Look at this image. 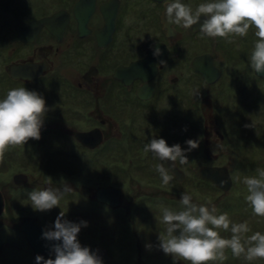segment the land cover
Wrapping results in <instances>:
<instances>
[{"label":"flooded vegetation","instance_id":"obj_1","mask_svg":"<svg viewBox=\"0 0 264 264\" xmlns=\"http://www.w3.org/2000/svg\"><path fill=\"white\" fill-rule=\"evenodd\" d=\"M182 2L195 11L204 0ZM165 4L166 0H0V99L18 87L39 93L49 109L39 148L48 141L50 146L60 144L61 148L69 143L74 149L68 161L58 158L63 152L57 150L51 158L43 152L39 162L66 163L71 172L79 173L83 167L78 165L86 164L95 152L101 151L109 160L111 148L117 145L123 160L124 166L118 169L120 185L94 188L70 184L73 200L86 203L71 208L75 215H64L70 222H92L94 203L108 209L123 205L125 180L137 179L132 176V167L125 166L127 159L130 166L142 164L145 175L150 172L151 177H161L156 166L163 161L144 151L152 138L185 148L187 140L196 139L204 158L200 169L224 166L217 165L220 157L210 149L215 140L223 143L228 139L218 118L220 101L222 114H236L247 128L256 116L264 120V75L256 74L248 64L257 39L255 29H250L246 37H233V43L223 38H201L204 17L188 29L182 24L170 25ZM106 16L108 20L116 16L112 29ZM157 47L159 56L154 55ZM202 56H206L205 61L193 63ZM226 88L236 92H215ZM247 90L250 93H245ZM237 97L242 99L240 110L232 103ZM190 116L197 118L195 126L190 124ZM116 137L117 142L113 140ZM19 148L11 150L10 159L0 156V164L28 163V157L19 158ZM176 165L183 180L169 171L172 179H188L186 169L179 162ZM200 169L198 176L206 181ZM17 175H23L21 183L16 181ZM40 180L21 172L12 175L10 182L0 181L4 200L0 245L9 249V259H0L1 264H36L37 255L45 260L55 258L52 247L61 242L43 239L42 234L54 228L58 215L45 211L16 214L19 199L13 192L52 185ZM100 188L118 189L119 204L99 201L96 192ZM216 188L223 194L231 191ZM138 198L154 199L157 195L149 191L141 194L140 189L132 203ZM135 239L140 250L137 263L142 264V247ZM80 244L99 255L104 264L112 262L107 248Z\"/></svg>","mask_w":264,"mask_h":264},{"label":"rangeland","instance_id":"obj_2","mask_svg":"<svg viewBox=\"0 0 264 264\" xmlns=\"http://www.w3.org/2000/svg\"><path fill=\"white\" fill-rule=\"evenodd\" d=\"M236 76L240 77L239 74ZM238 86L241 85L239 84ZM220 91H224V93L236 92V90L232 91L230 88L224 90L217 89L215 92ZM245 93L248 94L250 91L247 90ZM241 102L242 99L238 97L232 100V103L237 104V110H240ZM220 108L221 101L219 106L217 105L218 118L220 119L222 133L227 135L228 139L223 143L219 142V139L215 140V142L211 143L210 149L213 154L220 157L216 160L217 165H224L230 168L233 185L228 194L221 193L214 184L199 178L198 172L202 162H204L200 148L186 152L189 162L184 165L180 164L189 173L188 179L183 182L172 179L168 185L162 183L161 177L149 176L150 172L145 175L143 169L141 170L143 167L142 164L130 166L127 159L125 166L127 168L132 167V176L137 179L125 180L123 187L126 196L124 197L123 205L116 209H108L94 203L93 221L88 222L87 227L81 228L78 234L79 242L107 248L113 257L110 264H136L138 254H140V250L136 246L135 237H137L142 247V260L140 263L174 264L173 258L166 255L158 247L159 232L164 231L166 227L160 223V219L162 216V208L164 207L173 211L181 210L180 199L182 193L185 192L193 197L194 203L204 204L210 208L214 205L217 209L216 214L227 212L233 222L239 223L247 221L251 232L246 235L250 236L256 231L264 233V217L253 214L250 204L246 201L248 193L246 185L243 183L245 176L256 175L257 168L264 169V120L262 116H256L251 122L247 121L249 124V128H247L242 122L241 117L227 110V112H224L225 114H222ZM189 118L190 124L193 123L195 126L198 121L197 118L195 116H190ZM54 135L52 134V136ZM113 140L117 142L118 138L116 137ZM47 142L41 148L38 146V140L35 139H30L25 145H20L19 147L21 148L19 149L22 154L19 155V158L28 157L29 162L26 164L18 162L0 164V181L1 179H6L10 182L12 175L22 172L25 174H33L36 180L41 179L40 183L42 181L52 183L51 187L53 188H60L64 184L71 187L70 184L72 183L80 185L89 184L94 188L104 185H120L118 169L124 165L122 163L123 160L118 154V145L111 148V154L108 157L109 160H105V154L102 156L103 153L101 151L99 153L95 152L92 155V159H88L86 164L78 165V167H83L81 168L82 172L78 173L77 171L71 172L70 165H66V163H51V160L50 163H47V161L39 162L43 156V152H46L47 158H51L54 152L61 150L63 153H60L57 157H62L65 161H68L69 158L71 159V154L73 155L74 149L69 143L61 148L60 144L50 146ZM16 148L17 146L9 147L1 157L10 159L11 150L13 151ZM182 148L187 149V147ZM205 162L209 163L206 160ZM80 173L83 175L81 174L79 176ZM86 173L88 175L84 176ZM33 183L36 182L33 181ZM137 184L140 185V188ZM36 188L37 190H42L43 187L36 186ZM140 189L141 194L142 191L143 193L147 191L156 192L157 198H138L132 203L133 196ZM31 191L24 189L19 192H13V197L19 199L16 202V214L18 216L27 213H41V211L33 209L28 199L27 193ZM72 197L71 193L66 194L60 201L59 207H54L45 212L59 215L63 211L65 215H75L71 211V208L75 205L79 206L86 203H80L78 198L74 201ZM209 201L211 202L210 204ZM221 235L230 237L231 233L230 231H221ZM148 245L151 247H146ZM226 256V260L222 262L217 261L215 264H264V260L261 259L248 262L243 257L236 258L230 250L226 251ZM0 259L5 262L9 259V249L2 245H0ZM177 264H188V262L178 261Z\"/></svg>","mask_w":264,"mask_h":264},{"label":"clouds","instance_id":"obj_3","mask_svg":"<svg viewBox=\"0 0 264 264\" xmlns=\"http://www.w3.org/2000/svg\"><path fill=\"white\" fill-rule=\"evenodd\" d=\"M165 12L170 25H181L192 28L201 21L199 33L201 38H223L233 43V37H246L250 29H255L256 42L248 58V64L256 74L264 73V0H204L195 11L182 0H166ZM157 47L154 55L159 56ZM49 111L46 100L36 91L25 87L9 90L5 98L0 99V156L9 147L25 145L30 139L39 140L44 118ZM187 149L180 144L169 146L163 138H152L144 147L154 157L162 161L187 164L186 152L199 147V142L189 139L185 142ZM162 183L168 185L172 180L168 168L162 163L156 166ZM246 201L250 204L253 214L264 217V169L257 168L256 175L245 176ZM73 189L64 184L60 188L48 186L42 190L34 189L27 193L34 210L48 211L59 207L60 201ZM211 202L209 201V204ZM181 210L173 211L162 208L160 223L166 227L159 232L158 247L166 255L188 264H215L227 259L226 251L230 250L236 258L252 262L264 260V233L256 231L252 235L247 221L233 222L228 213L216 214L217 209L193 202V197L182 193ZM65 212L57 216L54 228L46 229L42 238L57 241L52 247L55 258L45 260L36 256V264H104L102 258L93 253L89 247H83L78 234L87 221L73 223L64 219ZM221 231L231 233L230 237L221 235ZM146 247H151L150 245Z\"/></svg>","mask_w":264,"mask_h":264},{"label":"water","instance_id":"obj_4","mask_svg":"<svg viewBox=\"0 0 264 264\" xmlns=\"http://www.w3.org/2000/svg\"><path fill=\"white\" fill-rule=\"evenodd\" d=\"M94 1V0H93ZM102 10L104 11V7H102ZM81 17V16H80ZM89 16H86V19ZM107 20H108V16ZM115 18L116 16H109V28H113L114 27V22H115ZM206 56H202V57H198L194 60V64L200 62V61H205L206 59H204ZM259 76H263L264 73L262 74H258ZM163 166L165 168L170 169L177 177H179V180H183L182 179V175L181 172L179 170V168L177 167H173V162L171 161H163ZM200 175L201 177L206 180V181H210L212 182L216 187L221 188L224 191H228L232 188L233 185V180L232 177L230 175L229 169L226 166H203L200 169ZM23 175H17L16 176V181L18 183L20 182V178ZM24 178V177H23ZM120 191L118 189L115 188H100L98 190V192H96V195L98 197V200L101 202H108L109 204H111L112 206H117L119 204L118 201V195H119ZM3 207H4V200L3 197L0 194V214L3 211ZM31 240L33 241V237L30 235ZM94 252L99 251V249H93Z\"/></svg>","mask_w":264,"mask_h":264}]
</instances>
